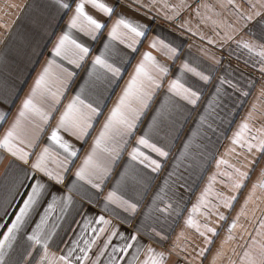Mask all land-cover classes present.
Listing matches in <instances>:
<instances>
[{
  "label": "snow or ice",
  "instance_id": "6c2138e0",
  "mask_svg": "<svg viewBox=\"0 0 264 264\" xmlns=\"http://www.w3.org/2000/svg\"><path fill=\"white\" fill-rule=\"evenodd\" d=\"M135 2L146 14L156 12L152 21L160 17L174 24L187 12L198 21L196 30L191 19H181L174 24L175 30L199 36L210 45L234 42L259 58L251 65L259 79L248 77L246 88H242L227 76L215 77V68L202 70L194 66L191 52L184 50V41L177 42L159 32L149 39L150 24L120 16L109 30L108 39L119 41L130 52L117 53V59L110 54V45L104 44V50L92 57L87 69L85 85L91 84L92 91L79 86L41 147L43 134L78 75L63 62L82 69L92 54L91 46L75 38L73 30L97 41L107 26L89 15L86 5L109 18L115 6L102 0H26L24 5L3 0L0 35H8L0 43L6 49L10 44L16 49L15 55L9 50L0 56L4 67L16 63L20 56L27 65L39 64L43 49L56 35L59 14H73L66 30L53 43L48 60L21 101L15 118L0 136V164L4 167L0 189L7 193L0 200V264H203L223 227L221 222L227 224L226 235L210 264H264V166L250 187L247 183L264 161V0ZM13 10L28 18L31 31L13 29L20 19V15L13 18ZM209 23L218 39L199 31L200 24ZM145 41L147 50L140 53ZM200 51L207 55L206 49ZM136 53H140L139 60L105 114L107 101L127 72L125 58L134 59ZM210 59L217 65L221 63L215 56ZM177 60H182L181 74L191 73L196 79L190 83L182 82L179 76L168 79L169 62L174 64ZM165 85L166 92L162 93ZM209 85L212 91L203 100L204 89ZM253 90V102L229 138L225 153L217 158L212 151V136L217 135L219 128L217 121L223 123L222 113L230 110L229 105L243 103L239 98L251 96ZM162 94L160 101L157 97ZM38 96L51 102L50 109L38 106ZM13 97L19 98L14 88H0V104ZM197 109L195 126L173 155L175 141L183 131L182 126L177 127L180 117ZM149 113L150 119L142 127ZM9 115V110H0V127ZM101 117L103 122L90 150L76 166L80 149L62 133L87 144ZM205 159L215 160V171L188 211L184 227L165 247L170 237L163 230V223L180 215L182 189ZM186 160L190 162L185 164ZM114 174L118 179L113 184ZM158 179L160 182L156 183ZM217 183L227 191L216 190ZM242 194L243 202L232 216ZM17 196H22V204L17 205L18 212L11 213L14 218L5 222ZM57 206L60 215L53 220ZM186 230L203 238L206 246L191 247Z\"/></svg>",
  "mask_w": 264,
  "mask_h": 264
},
{
  "label": "crops",
  "instance_id": "0c3cea01",
  "mask_svg": "<svg viewBox=\"0 0 264 264\" xmlns=\"http://www.w3.org/2000/svg\"><path fill=\"white\" fill-rule=\"evenodd\" d=\"M2 2L3 0H0V3ZM14 2L19 5H24L26 3V0H14ZM102 2L110 6H115V12L110 18L106 14L100 12L98 9L93 8L91 5H86V8H85L86 12L89 15H92L94 18L102 22H105L107 25L103 29V35L99 36L97 41H92L89 37L84 36L83 33L73 30L72 34L75 38L80 39L88 43L91 46L92 54L88 57L87 63L84 65V68L82 69H75L73 65H68L66 61L63 62L65 67H68L70 70L76 71L78 75L74 78L75 83H73L72 89L67 92L65 98L62 101V104L59 106V111H57L54 114L55 119L50 121V125L48 126L47 131L43 134V139L41 140V147H43L47 139V136L51 132V129L55 127L56 122L59 119L60 112L63 111L64 105H66L71 100L75 92L79 90L80 85H85V80L88 79L87 69L90 68L91 59L93 56L99 54V51L104 50V44L107 43L110 45V49H109L110 54L114 58H117V59L119 58L117 53L130 52V50L126 49L123 44L119 43V41H110L108 39L109 30L111 29L112 25L115 23V21L120 16H124V18L129 19L135 23L150 24L151 30L148 33L149 39H151V37L156 32H159L162 36H165L169 39L175 38L177 42H179L180 40L184 41V45H183L184 50L191 52L192 54L191 60L194 66H198L202 70L208 67L215 68L216 69V72L214 73L215 77L227 76V78L233 80V82H238L242 88H246L248 77L251 76V77H255L256 79H259V73L254 68L251 67L254 61L258 60L259 58L249 54L244 49L238 48L234 42H229L227 45H223V46L210 45V44H207L206 41H201L199 39V36H191L190 33L182 34L181 30H175L174 24H179L181 22V19H191V26L193 27L194 30H196L198 21L196 19L190 18L187 12L184 13L181 18H178L174 22V24H170L168 21H165L164 19L160 17H158L155 21H152L151 17L155 16L156 12L152 11L146 14L145 9H138V4L135 2V0H119L118 4H117V0H102ZM170 2L175 3V0H170ZM194 2L199 3L200 0H194ZM208 2L214 3V0H208ZM139 3H148V0H139ZM189 3H193V0H189ZM73 8H74V5H73ZM217 10L220 11V9H217ZM72 14H73L72 12H68L67 15H64L63 12L59 14V17L57 18V21H56L59 24V27L55 29L56 35L51 37V42L47 43L46 47L43 49L44 55L40 57L39 64L27 65L26 63L23 62V56L18 57L17 62L9 65L8 67H4L2 64H0V88H3L5 86L9 88H14L16 90V94L19 97V98L13 97L12 100H8L7 102L0 104V110L10 111V115L8 117L7 122L3 124V127H0V136L3 135L4 131L9 127L12 120L15 118L18 112V109L20 107L21 101L29 93L38 73L41 71L44 64L48 60L49 53L51 51V48L56 38L63 31L66 30L69 17ZM16 15H20V14L17 13L15 10H13V18ZM223 15L227 16V11H224ZM13 29L19 30L22 32H29L32 30V25L26 16L20 15V19L17 21V24L13 26ZM2 31L3 30H0V32ZM199 31L207 37L218 39L217 37H215L213 30H212V25L210 23L200 24ZM6 35L8 34L0 35V40H3ZM36 38L40 39L39 36H37ZM239 38L240 37H237V39ZM248 38L249 37L244 36V39H248ZM147 43L148 41L144 42V47L140 49V53L147 50ZM189 44L192 45L191 49L188 48ZM201 48H204L207 50V55H205L204 52L200 51ZM9 50H11L12 55L16 54V49L12 44H10L9 48L6 49L4 44L0 43V56L4 55ZM140 53L134 54L135 55L134 59L131 57L125 58V66L127 67V72L124 74L123 79L119 81V87L115 89V92L111 95V99L107 101L108 108L105 109V114H107L108 109H110L112 105L115 103L117 97L119 96L123 87L128 81L135 64L140 58ZM211 56H215L217 59L221 61V63L219 65L215 64L214 61L210 59ZM128 60L131 61L130 64L128 63ZM181 64H182V60H177L175 61L174 64L172 62H169L170 73H169L168 79H174L179 76L181 77L182 82H188V83L196 79L195 77L192 76L191 73L181 74V71H180ZM58 71H59L58 69L54 68V72L58 73ZM241 71L244 72V76H241ZM257 87H259V85H257ZM85 89H86V92L92 91L91 84L85 85ZM161 91L162 93L166 92V85H165V89ZM211 91H212L211 85L207 86L204 89L203 100H207L209 98V94L211 93ZM105 95L107 96L108 94L106 93ZM255 96H256V91L253 90V93L251 96L247 98L240 97L239 99L243 103H237L235 107H233L230 104L229 105L230 110L227 111L226 113H222L223 123H221L220 121H217V124L219 125L218 132H217V135L212 136V140L214 144V146L212 147V151L217 158L220 155L225 153V150L227 149L230 143L229 138L232 136L233 132L237 130L238 125L241 123L242 119L247 113L248 108L253 102ZM163 98H164L163 94L157 97V99L160 101H162ZM233 99L235 100L236 97L233 96ZM203 100H202V105H203ZM36 103L38 104V106H40L43 109H46V110L50 109L51 102L44 99L43 97L38 96L36 99ZM158 106H159L158 104H154V107H158ZM198 111L199 109L191 112L190 114L186 111L183 114V116L180 117L177 127L179 128L182 126L183 131L180 133L179 139L175 141V147L172 149L173 155L177 154L178 150L181 147V144L186 139V137L190 134V130L195 126L194 122L197 118ZM150 116H151V113H149V116L145 117V125H142V127H146V124L149 121ZM32 119L36 120L37 123L39 122L37 117H33ZM185 119H187V123L184 122ZM102 122H103V117L100 118V123L96 125L95 131L92 132L91 137L88 138L87 144H84L81 141L75 140V138L68 136L66 133H62L66 139L70 140L75 145V147L80 149V153H79L80 159L76 160V166L80 165L84 156L90 150L91 145H92V140L97 135ZM25 123L28 128H31V124H29L28 122H25ZM37 151H39V149H37ZM193 151H195V149H193ZM124 155H125V161H126L127 153H125ZM226 158L231 159L232 162H236L231 157H226ZM125 161H122V163ZM6 162L7 160L4 161V163ZM189 162L190 161L186 160L184 163L187 164ZM261 166H264V161H262L261 165L257 167V171L252 173L251 179L247 182L249 187L251 186L253 182L257 180L259 169ZM222 170H223V167H222ZM214 171H215V160L205 159L203 161V166L201 168H198L196 172L193 173L188 178L185 188L182 189L183 199L181 201L180 215L179 216L173 215L169 217L166 222L163 223V230L170 237L167 244H165V247H167L171 243L172 239H175L176 235L184 227V219L187 217L188 211L191 209L192 204H194L197 201V198L200 196L202 189L205 187V185L208 182V177L212 175ZM3 172H4L3 164H0V178H2ZM185 175H187V173H185ZM161 176H163V173H161ZM115 179H118V177L115 176L114 174L113 180L111 181V183L114 184ZM159 182L160 180L158 179L156 183H159ZM215 188L218 191H227V189L223 188V186L219 183L215 185ZM107 190L108 189H105V191ZM24 191H26V189L22 190V192ZM247 191H248V188H245L244 194H246ZM5 195H7V193L4 192L3 189H0V200H2V198ZM151 195H152V192H149L148 194L149 198L151 197ZM243 199H244V195L242 194L239 198L240 202L236 204L235 209L232 212V216H234L236 211L239 210L240 203L243 202ZM145 202L147 203L149 201L146 200ZM21 204H22V196H17L15 199V203L9 209L10 215L5 218V222H8L12 218H14L11 215V213L18 212L17 205H21ZM57 215H60L58 206L55 212L53 213V220L55 219V216ZM33 218L38 220V217H33ZM77 219H79V217H77ZM213 219L215 218L213 217ZM229 219H231V217H229ZM221 223L223 224V227L219 228V236L214 238L215 243L211 245L212 250L211 252L207 254V259L203 260V264H210L213 255L219 248L221 241L224 239L226 235L227 224L224 222H221ZM31 226L34 227V225H31ZM73 227H76V226L73 225ZM186 235L189 237L188 243L191 247H195V246L205 247L206 246L203 243V238L199 237L194 231L186 230ZM65 239H67V237H65ZM239 243H243V241H239ZM61 247H63V245H61ZM158 250H159V247H158ZM237 251H240V249L237 248ZM232 258L237 259V257L235 256H233ZM197 264H199V262H197Z\"/></svg>",
  "mask_w": 264,
  "mask_h": 264
}]
</instances>
